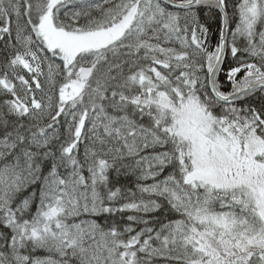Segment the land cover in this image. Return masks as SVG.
Instances as JSON below:
<instances>
[{"label": "snow or ice", "instance_id": "obj_1", "mask_svg": "<svg viewBox=\"0 0 264 264\" xmlns=\"http://www.w3.org/2000/svg\"><path fill=\"white\" fill-rule=\"evenodd\" d=\"M157 261L264 264V0H0V264Z\"/></svg>", "mask_w": 264, "mask_h": 264}, {"label": "trees", "instance_id": "obj_2", "mask_svg": "<svg viewBox=\"0 0 264 264\" xmlns=\"http://www.w3.org/2000/svg\"><path fill=\"white\" fill-rule=\"evenodd\" d=\"M207 22L211 26V31L213 32V42H215V34L218 28L217 23V17L215 14L208 16V17H202V22ZM82 151V148H81ZM115 176V174H113ZM118 183L120 186H124L125 189L131 188L135 191V184H136V176L132 174H123L121 173L119 177H117ZM34 210V209H33ZM126 215V214H125ZM119 218L118 216L116 217ZM105 220L104 216L99 217V222L103 223ZM44 252H38L37 255H45ZM157 264H163L162 261H157Z\"/></svg>", "mask_w": 264, "mask_h": 264}]
</instances>
